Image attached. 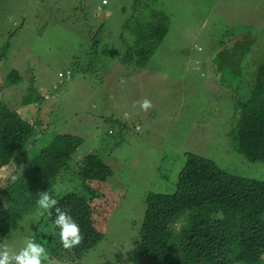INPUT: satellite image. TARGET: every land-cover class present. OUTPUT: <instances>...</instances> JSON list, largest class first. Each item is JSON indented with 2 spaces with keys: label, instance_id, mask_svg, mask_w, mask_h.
I'll use <instances>...</instances> for the list:
<instances>
[{
  "label": "rangeland",
  "instance_id": "obj_1",
  "mask_svg": "<svg viewBox=\"0 0 264 264\" xmlns=\"http://www.w3.org/2000/svg\"><path fill=\"white\" fill-rule=\"evenodd\" d=\"M68 1L0 0V46L7 43L0 77L15 70L21 77L16 90L40 86L45 100L32 111L42 116L41 128L51 135L82 137L72 161L97 149L112 167V185L123 186L126 193L111 212L100 242L77 258L57 255L63 249L59 242V249H45L42 264H168L147 262L137 254L136 243L145 194L173 191L184 152L212 158L229 173L264 180V161L247 160L226 135L235 124L231 103L238 99L227 93L234 84L227 65L231 54L220 57L217 66L208 63L213 37L230 40L244 30L251 45L241 64H253L254 71L245 67L248 73H243L253 78L256 66L264 62V0H107L105 6H99L100 0ZM73 6L77 10L71 12ZM147 6L163 10L169 26L145 67H116L115 57L99 53L90 73L64 74L66 66L85 65L91 31L100 27L99 43L121 47V53L131 43L123 20L131 18L133 24V14L139 10L145 15ZM66 15L63 24L60 19ZM195 60L201 71L194 69ZM145 99L151 102L147 110L140 107ZM71 181L64 176L57 192L73 190ZM38 210L8 229L0 252L7 245L10 256L18 253L29 236L44 247ZM258 264H264V254Z\"/></svg>",
  "mask_w": 264,
  "mask_h": 264
},
{
  "label": "trees",
  "instance_id": "obj_2",
  "mask_svg": "<svg viewBox=\"0 0 264 264\" xmlns=\"http://www.w3.org/2000/svg\"><path fill=\"white\" fill-rule=\"evenodd\" d=\"M54 1L56 4L60 0ZM148 8L145 15L139 10L133 14V24L131 18L123 20L122 28L130 30L131 43L121 53V47L99 43L96 36L100 27L91 31L85 65L66 66L64 74L90 73L92 66L96 68L99 53L115 57L113 66L145 67L169 26L163 10ZM73 10L77 6L70 9ZM122 11L125 13L126 8L122 7ZM67 18L66 15L60 21L66 24ZM235 33L230 40L212 38L214 54L208 63L217 66L219 58L230 52L227 65L229 80L231 83L234 80V84L227 93L238 99L231 103L235 124L226 135L232 148L247 160L264 161V62L256 66L253 78L246 77L243 73H248L247 69L254 71V66L250 64V68L241 61L249 53L251 41L246 39V31ZM6 46L7 43L0 46V56ZM199 65L198 61L193 65L196 71H201ZM20 80L15 70L0 77V243L13 224L38 208L37 200L46 191L57 200L56 207L67 211L79 226L83 239L71 249H59L60 230L53 227L56 213L53 210L49 217L44 212L37 222L40 231H44L38 233L45 239L44 248L49 250L53 246L61 250L57 255L77 258L102 240L106 222L126 192L123 186L112 185V167L97 149L72 161V154L83 138L67 132L51 135L49 130L41 128L42 116L34 114L32 109H39L45 95L40 86L31 84L23 92L16 90L14 86ZM64 176L72 180L73 190L57 192V182ZM143 200L145 209L136 250L147 262L261 263L264 180L229 173L212 158L184 152V163L177 171L173 191L147 192Z\"/></svg>",
  "mask_w": 264,
  "mask_h": 264
},
{
  "label": "clouds",
  "instance_id": "obj_3",
  "mask_svg": "<svg viewBox=\"0 0 264 264\" xmlns=\"http://www.w3.org/2000/svg\"><path fill=\"white\" fill-rule=\"evenodd\" d=\"M107 3V0H100L99 6H105ZM200 48L201 46L199 50ZM195 63H197V60H195ZM140 107L147 110L151 107V102L145 99L140 104ZM57 203V200L46 191L41 192L40 198L37 200L38 215H43L44 212H47L48 216L51 217L53 210L55 211L56 218L53 221V227H58L60 230L59 237L63 248L71 249L73 246L79 245L83 237L80 234L79 226L67 211H62L60 207H56ZM25 241H27V246L22 247L18 253L14 252L11 256L9 255L10 248L5 245L4 251L0 252V264H11L12 261H14V264H42V260L47 259L45 248L35 242L32 236L26 237Z\"/></svg>",
  "mask_w": 264,
  "mask_h": 264
},
{
  "label": "built area",
  "instance_id": "obj_4",
  "mask_svg": "<svg viewBox=\"0 0 264 264\" xmlns=\"http://www.w3.org/2000/svg\"><path fill=\"white\" fill-rule=\"evenodd\" d=\"M104 1V0H103Z\"/></svg>",
  "mask_w": 264,
  "mask_h": 264
}]
</instances>
